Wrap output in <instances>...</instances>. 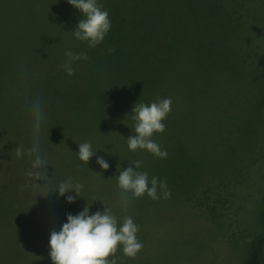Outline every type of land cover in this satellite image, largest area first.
<instances>
[{"label":"trees","instance_id":"1","mask_svg":"<svg viewBox=\"0 0 264 264\" xmlns=\"http://www.w3.org/2000/svg\"><path fill=\"white\" fill-rule=\"evenodd\" d=\"M5 1L9 4L7 12L0 11V117L7 119L19 106L30 111L35 99L43 105H58L59 111L49 119V125L43 119L42 151L47 153V146L64 132L77 135L75 152L85 138L88 141L83 142L89 143L94 151L87 163L79 161L75 152L70 157L64 156L67 162L63 164L72 172L63 173L61 181L71 179L79 183L81 196L72 203L66 202L64 196H56L52 215L48 217L58 227L66 214L75 215L85 205L91 214L115 197L127 196L133 202L127 205L124 217L132 218L135 201L139 211L142 209L148 215L153 201L166 207L178 191L189 192L206 172L220 169L217 158L224 154L223 148L221 152L217 147L215 130L223 119L216 117L224 110L231 111L237 97H241L243 104L248 101L243 92L237 91V86L229 91L228 81L235 84L237 74L243 77L239 51H245L254 69L264 72V59L260 58L264 44L258 47L255 43L264 29V0H97L98 6L108 12L111 26L95 47L73 37L71 31L82 14L67 0H25L27 3L19 0L18 7H14L16 0H0V9ZM247 22L249 26L245 27ZM248 29L255 32L251 38L246 36ZM250 41L254 45L249 48ZM66 51L87 57L72 62L71 75L61 67ZM43 57L51 61L41 65L43 73L35 74L29 65L39 63ZM60 57L64 58L62 63ZM230 62L239 65L235 67V79L225 72ZM201 69L207 76V85L195 76ZM258 78V84H263L264 78ZM12 87L16 90L9 91ZM165 97L171 99V104L162 121L164 130L153 133L151 139L167 153L166 157L158 158L142 149L129 151L126 139L134 135L130 118L134 103L147 104ZM197 112L203 115L202 120L192 119ZM97 156L108 163L107 169L99 168L95 162ZM135 160L141 161L140 170L147 171L149 179L155 176L158 183L161 179L166 182L170 198L153 200L146 194L132 198L121 192L113 176L119 174L118 167L122 170ZM49 170L50 167L42 169L48 175L36 181L38 185L47 181V185L37 187L40 198L36 191L32 192L35 187L29 177L23 187L18 184L21 174H16L18 179L9 180L11 188L6 189L7 193L0 190L1 222L8 220L10 212L17 213L14 208L20 201L31 209L39 205L49 210L47 191L60 182L49 185ZM25 194L32 196L29 202L24 199ZM4 195L6 208L1 206ZM116 214L112 215L119 225L124 217ZM258 219L261 232L247 245L241 264H261L264 189ZM45 220L42 222L47 227L49 221L44 223ZM16 229L17 224L11 225L7 234L9 247H15L18 254L14 255L15 259L21 252L18 242H23L31 232L29 229L22 235L20 231L18 235ZM114 255L117 264H150V259L141 260L137 253L133 258L124 256L119 246Z\"/></svg>","mask_w":264,"mask_h":264},{"label":"rangeland","instance_id":"2","mask_svg":"<svg viewBox=\"0 0 264 264\" xmlns=\"http://www.w3.org/2000/svg\"><path fill=\"white\" fill-rule=\"evenodd\" d=\"M18 2L19 0L15 1L14 7L15 5L18 7ZM7 3L5 1L0 9L1 12H7L9 5ZM23 3L27 2L23 0ZM247 25L249 26L248 22L244 26ZM261 32L262 34H259L261 37L255 42L258 47L264 44V29ZM254 34V31L248 29L246 36L250 37ZM247 43L249 48L254 45L251 41ZM260 58L263 60L264 54ZM238 59H240L241 70L244 72L243 77L240 78L237 74L239 77L235 79V67L239 65L230 62L231 65L225 72L232 75L236 83L234 84L233 80L228 81V85L231 86L229 91L233 90V86H237V91L243 92L248 101L243 104L241 97H237L231 111L224 110L216 117L223 119L218 130H215L217 147L220 150L223 148L221 152L224 154L221 159L219 156L217 158L221 170H213L209 174L206 172L189 192L178 191L166 207L153 201L148 215L144 214L142 209L139 211V205L135 201V210L131 214V219L137 226L136 238L142 244L137 252V257L139 256L141 260L150 259V264H241L247 245L255 235L261 232L258 212L264 189V81H262L263 84H258V77L264 78V72L253 68L254 64L245 56V51H239ZM39 61V63L31 62L29 65L35 74L43 73L41 65H47L51 59L48 61L43 57ZM63 61L64 58L60 57V62ZM195 76L206 85L208 84L203 69L200 70L199 75L195 72ZM220 80L223 82L225 78L222 77ZM16 87L8 88V90H16ZM252 105L257 112L253 111ZM43 107V119L49 125V119L57 113L56 110L59 111L58 105L46 103ZM232 111L235 114H232ZM202 118L203 115L200 112L192 117L196 120H202ZM0 119L2 120L1 117ZM1 120L0 190L6 194V189L11 188L9 180L18 179L16 174L22 175V179H18V184L22 187L25 185L24 180L27 179L29 158L23 154L18 158L15 148L17 146L22 149L31 147V112L25 106H19L13 115H7V119L4 117L3 122ZM76 136L69 132L58 135L57 141L47 146L46 153L41 147L44 145V133L41 131V154L44 158L48 155L46 159L48 165L45 167L51 168L49 185L53 181H61L63 173L70 175L72 172L71 168L63 163L67 162L64 156L74 155L77 149ZM83 141L88 139L85 138ZM73 182L76 183V181ZM34 191L37 192V187L32 190ZM39 193L40 189L36 196ZM48 196L49 210L45 208L43 210L39 205L31 209L26 203L20 201L14 208L17 213L10 212L7 221H0V264H52L48 256V237L50 231H58L60 227L48 217L52 215V208L56 204L55 190L50 191ZM31 197L25 194L24 199L29 202ZM37 198L40 197L37 196ZM1 200L4 201L1 206L6 208L7 197L4 195ZM121 200V197H115L110 203H104L101 211L107 208L112 214L117 213L116 215L124 217L128 208L121 206ZM131 203L133 202L128 201L129 205ZM43 220H45L44 223L49 221L47 227H44ZM63 222L65 219L61 220V224ZM13 224H17L18 235L20 231L23 235L25 231L31 230L23 242H18L21 252L16 259L14 255L18 254L15 252V247H9L11 244H8L10 240L7 237ZM260 261L264 264V245Z\"/></svg>","mask_w":264,"mask_h":264},{"label":"clouds","instance_id":"3","mask_svg":"<svg viewBox=\"0 0 264 264\" xmlns=\"http://www.w3.org/2000/svg\"><path fill=\"white\" fill-rule=\"evenodd\" d=\"M67 3L77 9L82 18L79 19L71 31L74 38L86 41L88 47L100 44L110 29L108 12L98 6L97 0H67ZM65 62L61 66L64 72L71 75L72 62L86 60L83 53L65 52ZM170 98H157L153 102H135L130 118L132 120L130 135L126 139V147L129 151L137 149L145 150L158 158H165L167 153L151 139L153 133L164 130L163 119L170 111ZM31 112V147L15 148V154L19 158L22 154L29 158V169L26 176L33 181L34 187H41L36 183L37 179L45 178L44 167L48 165L41 154L40 133L43 123V111L39 99H35L30 107ZM94 151L87 142L78 144L75 152L77 159L87 163ZM96 164L100 169H107L108 163L100 156L96 157ZM141 161H132L128 167L122 170L118 167V175H115L116 185L122 193L130 194L132 198L147 195L156 200L158 198H170V192L166 182L152 176L149 179L147 171H141ZM43 174V175H42ZM55 190L57 196H64L68 203H72L76 197L81 196V185L73 183L69 179L60 181ZM47 191V192H50ZM46 192V193H47ZM74 192V195L65 193ZM159 193V194H158ZM128 198L122 197L121 206L127 208ZM137 226L129 216L117 222V218L110 214L107 208L97 210L90 214L88 205H85L78 213L66 214L65 222L60 225L58 231L52 230L48 237V256L52 264H117L114 253L119 246L121 253L133 258L141 249L142 244L136 238ZM111 257V258H109Z\"/></svg>","mask_w":264,"mask_h":264}]
</instances>
